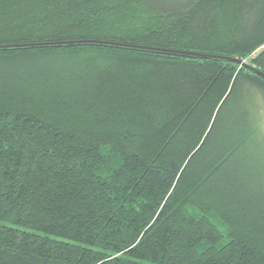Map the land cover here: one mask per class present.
Masks as SVG:
<instances>
[{"label": "trees", "instance_id": "16d2710c", "mask_svg": "<svg viewBox=\"0 0 264 264\" xmlns=\"http://www.w3.org/2000/svg\"><path fill=\"white\" fill-rule=\"evenodd\" d=\"M100 39L264 70V0H0V44ZM233 61L0 49V264H264V132Z\"/></svg>", "mask_w": 264, "mask_h": 264}, {"label": "water", "instance_id": "95a60500", "mask_svg": "<svg viewBox=\"0 0 264 264\" xmlns=\"http://www.w3.org/2000/svg\"><path fill=\"white\" fill-rule=\"evenodd\" d=\"M78 44L107 45V46L138 49V50H145V51L164 53V54H172L178 56L233 61L235 63L242 64L243 67H245L246 69L264 78V70L260 69L257 66L251 65L248 62H244L242 59H240L237 56L206 53L201 51H188L181 49L155 47V46H148L142 44L121 43V42L100 40V39H74V40H60V41H46V42L0 44V49H16V48H31V47H44V46L78 45Z\"/></svg>", "mask_w": 264, "mask_h": 264}, {"label": "rangeland", "instance_id": "374dc122", "mask_svg": "<svg viewBox=\"0 0 264 264\" xmlns=\"http://www.w3.org/2000/svg\"><path fill=\"white\" fill-rule=\"evenodd\" d=\"M244 62H246L245 60H243ZM256 103V105L258 106V114L259 112L261 113L260 115V126H261V131L264 132V96L261 92V94H259L257 92V89L254 87H250V105L254 106V101Z\"/></svg>", "mask_w": 264, "mask_h": 264}]
</instances>
